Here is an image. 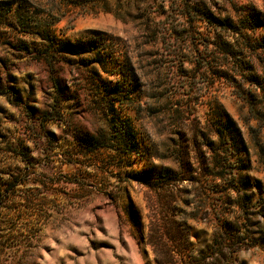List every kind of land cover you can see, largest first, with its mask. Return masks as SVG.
Masks as SVG:
<instances>
[{
  "label": "rangeland",
  "instance_id": "374dc122",
  "mask_svg": "<svg viewBox=\"0 0 264 264\" xmlns=\"http://www.w3.org/2000/svg\"><path fill=\"white\" fill-rule=\"evenodd\" d=\"M0 1V264H264V0H26L60 18L50 46ZM198 1L241 32L213 74L194 50L215 28L180 14ZM197 121L233 147L187 150ZM164 225L179 238L153 250Z\"/></svg>",
  "mask_w": 264,
  "mask_h": 264
},
{
  "label": "trees",
  "instance_id": "16d2710c",
  "mask_svg": "<svg viewBox=\"0 0 264 264\" xmlns=\"http://www.w3.org/2000/svg\"><path fill=\"white\" fill-rule=\"evenodd\" d=\"M6 7V15L11 13V11L14 14V29L16 30L19 28L24 33H31L29 30L32 28V25H35L39 27V31H41V28L44 29L45 32H39L35 34L37 37L42 38L43 33H47L48 36H46L48 39L46 40L48 42V46L54 45V42H56L55 34L52 30V26L59 22L60 18H50V14H44V12H39L41 14H44L45 17L39 18L37 14H34L29 12V6H27L28 2L26 0H10L8 2H5ZM0 4H3L2 1H0ZM12 6H14V9H12ZM180 14L181 16L190 24V27L192 24L196 22H201L206 24L207 26H211L215 28L216 33L213 35L207 34L205 42L201 43L203 46V50H194V52L200 56V59L204 62L201 65H198V68H201L202 65L205 67L206 71L209 73H215L213 72L214 69H216L219 66L222 65H229L230 63H234L233 59H236L239 57L240 51L238 48H235V46L231 43V41H223L221 37L223 36V33L229 32L233 35L234 40L236 39L237 35H241L240 30L237 29V26H234L227 18L221 17L217 14H215L212 10H210L208 7H206L201 1L196 2L194 5L190 6L189 4H182L180 6ZM149 23L146 24L147 27V33L151 32L154 36L155 40L160 41V38L162 39V43H165L164 34L162 32H159L157 28H153L152 26V20L153 18L149 17ZM259 21V16L257 13L250 14L247 18V23L249 25H256V22ZM155 25V24H153ZM152 28L154 30H152ZM253 29V28H252ZM170 34H174L177 39L180 41H185V39H189V41L192 44H198L199 42H196L195 35H199L193 31H187L186 29L178 30L175 28L174 25L170 24ZM47 31V32H46ZM253 31V30H251ZM210 46L212 48H210ZM53 50V49H51ZM48 47H44L42 49H38L34 52H31V58L32 59H45L47 62L50 61V59L53 57L51 54V51ZM30 54V53H29ZM231 61V62H230ZM123 66V65H121ZM257 87L261 89V83L259 81L255 80ZM238 94L240 97L244 99L251 98L253 99V94L246 91L244 88L238 89ZM246 95V96H245ZM47 117H45V120ZM193 144L189 143L186 147L187 150L189 148L194 149H204L203 152H211L216 155L221 154L224 152V150H228L230 147H233L232 144L226 146V142L222 141L223 137L226 135L224 131L221 129L219 131L214 132L215 137L218 139L217 144H212L209 140V136L207 133V129L200 125V122L197 121L195 128L193 130ZM196 140L198 141H204L200 144H196ZM195 143V144H194ZM200 151V150H197ZM216 157L214 156L213 160L214 163H216L215 167L217 168V161L215 160ZM222 160V158H221ZM201 163H204L203 160ZM206 167H209L211 165L210 162L206 160L205 162ZM212 175L217 177L218 172L214 171V169L211 170ZM220 173V172H219ZM146 187H151V185L148 182L143 183ZM170 184L166 183L165 188L162 190L163 193H167L169 191L168 188H171ZM175 188V187H174ZM241 204L247 206V208H253V206H249L250 197L247 195H241ZM143 226V224H142ZM164 228H158L153 227V229L149 230V233L146 234V244L151 247L153 250H156L157 245H166V241H169L170 243H174L179 238V232L178 230H170V226H163ZM161 247V246H159ZM171 257L170 255H164L161 260L157 264H168Z\"/></svg>",
  "mask_w": 264,
  "mask_h": 264
}]
</instances>
